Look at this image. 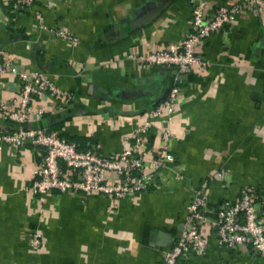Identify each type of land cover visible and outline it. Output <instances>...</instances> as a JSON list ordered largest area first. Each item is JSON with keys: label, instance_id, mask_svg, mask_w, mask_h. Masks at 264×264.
<instances>
[{"label": "crops", "instance_id": "crops-1", "mask_svg": "<svg viewBox=\"0 0 264 264\" xmlns=\"http://www.w3.org/2000/svg\"><path fill=\"white\" fill-rule=\"evenodd\" d=\"M9 1L0 0V47L13 55L17 69L42 70L75 95L62 111L46 94L37 97L32 104L45 111L33 126L84 138L85 145L111 155L127 144L126 121L137 123L168 86L178 84L180 93L171 121L154 122L146 135L156 152L161 129H169L171 163L151 174L145 190L118 201L50 191L40 202L27 188L35 148L1 146L0 264H163L193 189L218 169L224 176L209 183V206L236 198L246 185L255 189L256 206L264 203V11L244 9L211 33L201 46L208 67L194 66L178 78L172 67L147 66L127 55L180 39L189 28L187 0H34L30 9L13 12ZM34 10L47 27L71 32L77 43L36 27ZM17 89L16 74L0 75V101H10ZM11 125L0 118V129ZM33 231L40 239L36 248L28 241ZM185 261L264 264V256L246 245L227 249L209 232L205 252Z\"/></svg>", "mask_w": 264, "mask_h": 264}, {"label": "built area", "instance_id": "built-area-1", "mask_svg": "<svg viewBox=\"0 0 264 264\" xmlns=\"http://www.w3.org/2000/svg\"><path fill=\"white\" fill-rule=\"evenodd\" d=\"M33 1L15 0V9H30ZM187 1L190 6L189 28L180 39L164 48L138 55L128 54L127 57L147 66L172 67L177 74L187 75L194 66L203 70L210 64L201 51L206 37L229 26L235 15L244 9L253 15L264 11V0H234L230 4L220 0ZM33 16L35 26L47 28L52 37L71 45L77 43L71 32L57 26L47 27L38 10L33 11ZM6 72L17 75L18 89L10 101H0V118L12 123L0 129V147L16 151L29 144L35 148L38 160L27 188L40 202L50 191L99 193L118 201L145 190L151 174L171 163L172 155L167 150L169 129H161L162 143L156 152L151 151L146 135L154 122L171 121L180 93L178 84H172L167 97L144 111L137 123L132 125L131 121H126L131 126L123 133L126 146L111 155H103L93 147L80 150L75 142L59 132L31 124L45 111L32 101L46 94L54 101L56 110L62 111L75 101L72 91L58 87L42 70L17 69L13 55L0 47V75ZM223 176L224 170L218 169L193 189L185 205L182 227L165 250L163 264H187V257L202 255L209 242V232L219 245L227 249L235 250L246 245L264 256V203L256 206L253 186H243L236 198L222 199L209 206L208 185ZM28 241L36 248L39 234L31 232Z\"/></svg>", "mask_w": 264, "mask_h": 264}, {"label": "trees", "instance_id": "trees-1", "mask_svg": "<svg viewBox=\"0 0 264 264\" xmlns=\"http://www.w3.org/2000/svg\"><path fill=\"white\" fill-rule=\"evenodd\" d=\"M15 0H10L9 3H8V9H10V12H13L15 11ZM55 129H57V127H54ZM61 136L63 135L62 133H59ZM64 136V135H63ZM68 140H72L73 142H75L76 146L78 149L80 150H85L87 148H90L91 145H85V139L84 138H81V137H73L72 138H69V137H66ZM147 188V187H146Z\"/></svg>", "mask_w": 264, "mask_h": 264}, {"label": "water", "instance_id": "water-1", "mask_svg": "<svg viewBox=\"0 0 264 264\" xmlns=\"http://www.w3.org/2000/svg\"><path fill=\"white\" fill-rule=\"evenodd\" d=\"M185 75L184 74H178V78L179 77H184ZM177 81V80H176ZM169 89H170V86H168L164 92L154 101V103L152 104L151 107L155 106L158 102H160L161 100L165 99L168 95V92H169ZM134 92H132L133 94Z\"/></svg>", "mask_w": 264, "mask_h": 264}]
</instances>
